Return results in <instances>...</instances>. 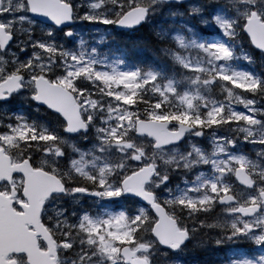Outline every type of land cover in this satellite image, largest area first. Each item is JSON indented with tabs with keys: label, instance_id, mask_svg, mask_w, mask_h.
I'll return each instance as SVG.
<instances>
[{
	"label": "rangeland",
	"instance_id": "obj_1",
	"mask_svg": "<svg viewBox=\"0 0 264 264\" xmlns=\"http://www.w3.org/2000/svg\"><path fill=\"white\" fill-rule=\"evenodd\" d=\"M133 3L149 7L146 24L151 25L153 30L158 28L156 22L161 19L174 27L171 39L174 41L175 49H165L162 52L171 63L168 61L157 63L162 68L161 70L159 68V71L130 70L117 59L101 58L91 45V43L102 45L104 39L111 35L115 28L114 24L105 25L84 17L106 16L113 19L122 11L121 5L128 8ZM72 5L81 17L78 18V14H75V21L79 26L75 29L77 50L62 53L64 60L69 58L70 63L66 64L57 62L55 52L46 46L40 48V44L33 38L36 23L27 16V7L22 1L0 0V25L7 32L13 31L15 34L11 48L0 49V81L12 73H20L10 71L11 67L20 68L29 74L23 81L22 93L15 95L9 104L0 107V147L13 153L15 160L33 158L40 168L56 174L64 183L71 184L72 179L76 178L86 184L96 185V189L87 192L89 194L104 191L99 186L101 178L108 185L116 187L117 178L120 179L129 171L149 163L154 164L157 169L153 189L160 191L166 174L174 172L178 175L179 171H185L191 175L192 180L190 182L187 177L183 178L185 185L176 191L179 194L178 198L185 200L191 207L211 206L217 198L226 194L233 185L230 175L233 176L235 168L241 166L255 175L257 188L254 193L236 189L237 194L243 204L256 202L257 192L264 190V142H254L264 140V87L261 86L258 90L252 74L237 65L240 61H248L241 48L235 53L236 56L230 52L229 59L217 62L210 60L199 45L222 43L229 50L236 41L235 32L232 35H225L213 18L219 16L223 19L234 20L236 17L243 19L245 14L249 16L253 10L257 13L264 12V0H192V3L181 8L163 4L158 0H83ZM86 25L88 31L91 29V33H87L88 31L83 28ZM136 33L128 35L131 37ZM84 35H91V39L85 40ZM145 49L146 47H137L140 61L152 64L154 52L152 50L146 52ZM56 63L58 65H55ZM260 63L264 69V63L261 61ZM171 64L173 67H170ZM57 69L62 77H56L62 80L65 77L70 83L82 77L96 87V94L99 97L90 98L86 91H80L78 95L82 114L85 115L87 122L93 114L100 111L109 120H115L121 125L123 120L126 122L129 119L125 108L129 107L141 92L146 96H153L149 100L157 98L156 102L150 103L151 114L144 119H154L152 115L156 113L166 119L155 120L192 124L198 128L197 131H203V135L200 138L188 136L179 146L154 150L153 141L135 135L134 124L138 119L136 118L133 134H130L128 128L117 125L112 127L107 135H99L90 140L86 135L88 129L85 134L62 136L45 147H43L45 143L38 147L32 146V149L36 150L35 155L25 156V153H28L26 143L28 144V140L29 143L33 142V136L28 131L30 125L40 129L41 122L49 116L38 111L26 91L30 84L32 87L34 76L49 73L50 70L58 73ZM234 73H242L245 78L235 77ZM222 74L233 78L228 81L218 78ZM82 83L88 84L87 81ZM62 85L68 87V84ZM158 104H164L163 110L178 108V114L169 113L168 117L162 111H158L159 107H156ZM16 106L17 109L11 111V108ZM133 106L136 105L133 103ZM250 120L253 123H249ZM21 128L22 134L13 132L14 129ZM21 144L24 152L18 151ZM247 149L255 153L256 158ZM57 152L62 155L56 157ZM137 155H140L139 160L133 158ZM89 177H94L95 181ZM15 185L22 189L23 181L17 179ZM73 187L66 185L68 189ZM149 189L151 191L152 188ZM80 196L82 193L66 191L63 195L46 202L44 219L51 222L49 228L59 239L60 259L57 264H82V258H85L84 264H112L108 256L100 252V237L104 235L115 241L117 248L120 249L123 245H129L127 230L108 232L107 225L98 224L99 231L91 234L96 243L89 244V233L80 228V220L82 216L88 215L94 220L104 221L110 215L120 212L129 216L125 212V203L118 202L119 209H116L117 205H103L92 201L94 214L87 213L83 208L80 211H69L63 207L64 198L69 199L66 202L75 207L80 204ZM141 209L148 215V210L138 205L133 207L131 217L138 215ZM189 223H192V219L187 222ZM187 224L186 226L192 230L189 231L192 232L193 245L199 244L196 227ZM247 225L254 228L264 227V210L248 223L230 217L229 210H223V214L209 225L213 227L209 239L213 246L217 247L221 242L214 232V227L220 226L224 230L231 229L240 234ZM65 238L72 247L61 246ZM260 238L261 235L255 233L249 240L255 245L259 244L256 241ZM141 243L150 244L147 253L149 264H171L167 263L166 255L152 239L146 238ZM200 246L207 247L204 243ZM232 256L235 255H229L230 258ZM12 258L19 264L24 261L22 256ZM173 263L178 264V261L174 259ZM116 264H122L120 256L116 258ZM224 264H264V252L260 253L256 260L240 257L232 261L226 259Z\"/></svg>",
	"mask_w": 264,
	"mask_h": 264
},
{
	"label": "water",
	"instance_id": "obj_2",
	"mask_svg": "<svg viewBox=\"0 0 264 264\" xmlns=\"http://www.w3.org/2000/svg\"><path fill=\"white\" fill-rule=\"evenodd\" d=\"M161 1L165 3H186L190 0ZM27 5L29 9V15L33 19L43 24L54 26L56 28H68L72 25V9L71 20L68 22H63L60 25H56L53 20L45 14L51 13L58 19H63L66 9L64 7V3H61L59 0H27ZM147 14L145 16V19L135 26L126 27L115 24V28L117 30L124 31L138 28L145 22ZM243 32L249 38L252 47L264 54V50L258 49L259 47L264 46V22L260 20L259 16L256 15V12H252L248 17V31ZM70 36L72 37L73 34L71 33ZM11 42L12 36L6 34L4 29L0 27V47L2 49H5L10 45ZM38 78L41 82H48L41 76H39ZM5 80L0 84H4ZM20 81L17 82L20 83ZM52 85H54L57 89L62 90V92L65 94L64 98L61 101L57 102L55 107H50L44 102L34 99L35 103L58 114L60 113L57 111V109L62 110L64 114L71 118L72 126L78 127L80 123L78 117L81 116L80 106L77 104L74 96L62 86L58 84ZM20 89L15 92H18ZM3 94L7 95V89L3 90ZM8 97L9 96H7L6 99L0 101H5L8 99ZM60 116L66 123L64 115L60 114ZM173 125L176 126V130L169 129V127ZM67 126L68 125L66 124V127ZM85 130L86 128H83L76 132L68 133L76 134ZM194 130L195 128L192 126L184 125L181 123L173 124L170 121L141 119L138 120L135 124V135L138 137H147L149 140L153 141L154 149H163L177 145L184 140L187 133H190ZM199 135H201V133H199ZM142 169L145 171L151 170L150 179L152 180V178L156 174L154 165H145L136 172H140L141 175H143L144 172H141ZM15 174L21 175L24 179L23 196L26 198L28 205L23 208V213H14L11 208L10 201H8L9 198H4L2 195H0V264H18L15 260H6V258L12 254H25L27 256L28 264H56V242L52 239V236L47 231L45 226L41 223L40 215L45 200H47L54 194L63 193L60 191V185L58 183L59 180L53 175L45 173L41 170L33 169L28 160H24L17 164H11L10 157L4 153L3 149H0V181L6 180L10 182L12 175ZM234 177L237 183L242 187L252 188L254 185L251 177L243 168H237L235 170ZM122 196L137 199L142 205L148 207L154 214L153 210L142 198L132 193H123ZM260 197L262 199V203L264 204V192L260 193ZM106 199L115 200L117 199V197ZM218 203L223 206H228L230 204H235L236 199L232 195L226 194L218 199ZM259 210L260 207L258 205H252L238 207L235 210V213L244 218H249L252 217L255 213L259 212ZM172 221L173 219L170 218L166 212V216L156 226V229L154 231L162 241L166 242L167 244H178V247L172 248L163 243L160 244L157 239L153 235L152 236L161 247L171 251H177L183 245H185V243L189 239V235L188 231L185 229H179L178 231L173 229ZM26 225L32 227L33 231L29 232ZM180 232H186V237L181 238L179 234ZM36 236L41 237V240L46 245L47 250L45 252L38 249ZM127 248L129 247L124 246L120 251L123 252V250ZM120 256L124 259L123 255ZM140 260H142V258H137V264H139Z\"/></svg>",
	"mask_w": 264,
	"mask_h": 264
},
{
	"label": "snow or ice",
	"instance_id": "obj_3",
	"mask_svg": "<svg viewBox=\"0 0 264 264\" xmlns=\"http://www.w3.org/2000/svg\"><path fill=\"white\" fill-rule=\"evenodd\" d=\"M64 7L66 9V12L65 15L63 16V19H58L56 16L52 15L51 13H45V14L48 15L49 18L52 19L56 25H60L63 22H68L71 20L72 5L68 3V0H65ZM121 9L122 11L119 14H117V18L115 20L106 16L103 17L87 16L84 17V19L96 20L105 25L117 24L121 26L132 27L141 23L145 19V16L147 14V8L139 3L130 4L128 8H124V6L121 5ZM256 15H258L260 20L264 22V12L256 13ZM213 19L215 20L216 25H218V27L223 31L225 35H232L235 32L237 20L223 19L219 16H216ZM242 21L243 23L241 27L243 31L247 32L248 31L247 14L244 15ZM68 34L71 35V33ZM199 47L204 52H206L210 60L213 61H217V62L226 61L227 59H229L231 55L230 51L222 43L200 44ZM258 49L264 50V46L259 47ZM233 76L239 77L241 79L245 78L244 74L242 73H234ZM218 78H222L223 80L228 81L233 77H230L229 75L226 74H222ZM21 79L22 76L20 74H16L14 76L10 74L9 78L5 80V83L0 84V100L6 99L7 96L11 95L13 92L20 89L22 87V84L18 83L17 81H20ZM153 79H155V77H153ZM33 80L36 90V95L33 96V99L37 101H42L50 107H55L56 103L64 98L65 94L62 92V90L57 89L54 85H52L51 82H46V83L41 82L38 77H34ZM69 87H71V85H69ZM4 89H7V95L3 94ZM156 107L158 108L159 105H157ZM57 111L61 115H64L65 117L66 124L68 125L65 128L67 132H76L80 129L87 127L88 122L83 121L82 116L78 117V119L80 120L79 126L74 127L72 126V120L70 117L64 114L60 109H57ZM153 118L166 119V117H161L156 113L153 114ZM249 123H253V121L250 120ZM24 127L27 128L28 126H24ZM28 131L29 134H31L34 139L40 138L48 142H55V140L57 139L55 135L48 133L46 130L40 132L39 134H37L35 130L31 128H29ZM13 132L17 134H22L23 128L14 129ZM254 142H264V140L254 141ZM56 154L62 155V153L60 152H57ZM140 155H143V153H140ZM140 155L134 156L133 158L139 160ZM30 159L31 158H29V161ZM141 172H144V174L141 175L140 172L133 171L130 175H126L125 177L122 178L120 184L116 187H113L112 185H108L106 181L103 178H101L99 180V186L102 187L104 191L93 193V195L103 196L105 198H112V197H119L123 193H132L147 202V204L154 212L153 216L146 215L145 211L141 209L139 214L133 217L126 215L124 212H120L115 215H110L108 219L104 221L94 220L92 217L88 215L82 216L80 220V225H79L80 228L89 233V240H88L89 244L96 243V241L91 238V234L99 231V229L97 228L98 224L102 223L107 225L108 228L106 231L108 232L114 230L115 231L127 230L128 233L127 243L129 244V248L123 250V252H121L117 248L115 241L106 238V236L104 235H101L100 237V244H99L100 252L108 256L112 264H116V258L120 255H123L124 257L122 264H137V258L141 256H143V259L139 261V264H149V257L147 253L150 244L138 242V240L136 239L137 233L141 231L146 230L147 233H151L160 244L163 243L172 248L178 247V244H167L166 242L162 241L154 231L156 229V226L166 216V209L162 208L159 205V202L154 192H150L149 185L152 183L150 179L151 170L145 171L142 169ZM101 174L103 176V170ZM89 179L95 181L94 177H89ZM58 183L60 185L61 192H66V191L71 193L87 192V189L83 187H73L71 189H68L65 187L63 180L58 181ZM21 201H23V198H21ZM177 202H182V199H178ZM167 203H171V202L169 201ZM13 207L15 208L16 212L18 213L23 212V207L16 204L15 202L13 203ZM172 228L177 231L179 230V225L174 221V219L172 221ZM179 234L181 238L186 237V232H180ZM256 243L264 244V237H261L259 240L256 241ZM61 246H66L68 248L72 247V245L69 243L67 238H65ZM84 259L85 258H82V264H84Z\"/></svg>",
	"mask_w": 264,
	"mask_h": 264
},
{
	"label": "trees",
	"instance_id": "obj_4",
	"mask_svg": "<svg viewBox=\"0 0 264 264\" xmlns=\"http://www.w3.org/2000/svg\"><path fill=\"white\" fill-rule=\"evenodd\" d=\"M115 18V17H114ZM113 18V19H114ZM234 20H237V25H236V30H235V39L236 41H234L233 43V47L229 48L230 52L236 56L235 53H237L238 49L241 48L242 52L244 53L245 58L248 60V63L250 64V69L249 71L251 72V74L254 76L255 78V82H256V88L258 90H260L261 86L264 87V69L262 68V64L260 63V61L262 63H264L263 61V57L260 56V54L256 53L250 46L248 39L246 38V36L242 33V19L239 18H235ZM158 24V28L156 29H152L151 25H144L141 29L137 30V33L134 36H129L126 33L123 32H118L113 30V32L111 33V35L109 34L106 39L104 40L102 45H98L95 43H91L92 47L94 48L96 54H98L99 56H101V58H105V59H117L118 61H120L122 64L125 65V68L131 69V70H142V69H149V70H156L159 71L160 66H158V64H162L165 61H168V63L170 64V60L163 55V50L165 49H170V50H174L175 49V44L174 41L171 39V35L173 34V26L169 24V22L165 21V20H160L156 22ZM91 30V29H89ZM40 36V37H39ZM36 35V37H34L35 39L37 37H39V39L41 38L42 42H44V39L46 38V35ZM49 38H51L50 35H48ZM136 39V40H135ZM45 43V42H44ZM242 44L244 46H242ZM46 45V44H45ZM144 45V46H143ZM235 46V48H234ZM137 47H146L145 51L148 52L150 50H152L153 53V57H154V61L152 64H148V62H142L140 61V57H138V53H137ZM53 48V51L56 50L55 47H50ZM59 50H61L60 48H58ZM58 50V51H59ZM259 57L262 58V60L259 59ZM139 62V65H137V63ZM161 62V63H159ZM245 62L247 61H240L239 64H237L238 66H242L245 67ZM158 63V64H157ZM170 67H173L172 64ZM162 68H160L161 70ZM172 70V69H171ZM83 81H87L88 84H83ZM69 85H71V87H69ZM68 87L75 93L76 92H80V91H86V93L90 94V98L92 97H99L98 94H96V87L93 86L91 83H89L88 80H83L82 77H78L76 79H74L72 82H70L68 84ZM150 97L153 96H146L145 93H139L133 100L132 104L134 103L136 106L132 107V104L125 108V111L127 113V115L129 116V119L125 122L123 120L121 125H118L116 123L115 120H109L107 117H105L104 115L101 114L100 111L96 112L95 114H93L88 122V129L89 132L86 134L88 137H90V140L92 138L98 137L99 135H107L108 131L115 126H121L123 128H128L130 134H133V124L134 121L136 120V118H145L146 116H148L149 114H151V110H150V103H154L156 102V99L153 100H149ZM155 98V97H154ZM159 105V109L158 111H162V113H164L165 115H167L168 117H170L169 113L171 115H176L178 114V108L176 109L174 108H168L169 110H163V106L164 104H158ZM3 106L2 103H0V107ZM17 109L16 107H12L11 111H15ZM12 112H9V114H11ZM96 115V116H95ZM153 116V115H152ZM151 116V117H152ZM4 117V116H2ZM36 116H34L35 118ZM180 120V119H178ZM127 123V125H126ZM34 126V125H33ZM30 127L32 129L35 130V132L37 134H39L41 131H39V129H37L35 126L32 127L30 125ZM58 128V129H57ZM47 132L55 135L58 138L63 136L62 133V128L60 127H55V128H48ZM33 142L29 143L28 140V144L26 143V148L28 150V153H25V156L27 155H35L36 150L32 149V146L38 147V146H42L44 143H47L45 140L40 139V138H32ZM19 150L18 151H23L22 149V144L19 145ZM17 151V150H15ZM19 155V152H17ZM33 163V162H32ZM131 171L128 172V174ZM179 174L176 175L174 172L168 173L166 174L165 178H163V192L165 194V198L162 197V195H159L158 199L159 202L165 206V208L168 210V212L170 214L174 213L176 214V217H178L179 213H175L173 211V209L169 208V205H181L183 207H185L186 209H192L193 210V216L190 217V219H192V223H194V227H196L197 231L196 234H200V236L204 239V241H207L209 244L211 241L209 238L210 236V231L213 227L209 226V222L211 220V216L213 212L210 209H213L214 211L216 210V215H220L221 214V209L220 207H218L215 202L212 205H215L217 208H213L212 205L210 206H195V207H191L189 206L190 204L186 203L185 200H182V202H177L178 196L179 194H177L178 192L176 191L181 189L185 184L183 183L182 180H184L183 178H188V180L191 182L192 177L190 174H187L185 171H181L178 172ZM182 174V175H180ZM122 177H120L121 179ZM119 178L116 179L117 181V186L119 185ZM72 185L73 186H82V187H87L85 184V182H83L81 179H73L72 180ZM89 188L91 190H93L94 188H96L95 185H89ZM177 187V188H176ZM180 187V188H178ZM171 202V203H167V202ZM123 202L125 203V212H127V214H129V216L131 217V215L133 214V207L134 206H138L139 203H137L136 200L133 199H128L125 198L123 200ZM115 205H117V202L115 203ZM168 205V206H167ZM173 215V214H172ZM174 216V215H173ZM175 217V216H174ZM175 217V218H176ZM179 219V218H178ZM178 223L180 225H186V224H182L181 221L179 220ZM215 230L214 232L220 237V238H227L229 234V232L227 230H224L222 227H214ZM234 237V243L235 244H241L242 241V237L243 234H237L234 233L232 235ZM150 237V234L147 233V231H141L139 233H137V240L139 242H143L146 238ZM230 240V239H229ZM238 247H235V249L237 250Z\"/></svg>",
	"mask_w": 264,
	"mask_h": 264
},
{
	"label": "flooded vegetation",
	"instance_id": "obj_5",
	"mask_svg": "<svg viewBox=\"0 0 264 264\" xmlns=\"http://www.w3.org/2000/svg\"><path fill=\"white\" fill-rule=\"evenodd\" d=\"M17 1H22L25 5L27 4V0H17ZM59 1L65 3V0H59ZM81 1H83V0H68V3H70L72 5V3L81 2ZM26 7H27V5H26ZM72 8L74 9V13L75 14L79 13L74 8L73 5H72ZM35 27H36L35 28L36 31L50 30L51 38H49V37L45 38L44 42H46V43H48L50 45L60 44L61 47H62L63 52H69V53L73 52L74 47H75V43L67 35V32H66L67 30H65V29H55L54 27L44 26V25L39 24V23L36 24ZM78 27L79 26H78V24L75 21L71 30L73 31V33L75 35L74 37H76V38H77V35L75 33V29L78 28ZM10 33L13 35L14 40H15L14 32L12 31ZM38 43L40 44V46L42 45L40 40H38ZM55 59L57 60V62H66V64L70 63L69 58H67V60H64L62 55L61 56H55ZM55 65H58V64L56 63ZM54 73L55 72L50 70L49 73H47V79L48 80L51 79V77H53ZM22 75H23V77L25 79H27L29 77L28 73H24ZM30 87H31V85H30ZM23 90H24V87H23ZM29 91H30V88L26 91V93H28ZM37 109L42 114H49L47 112V110L45 108H43V107L38 106ZM57 117H55V115H54V116H51L50 119L46 118L44 121L41 122V127H46L47 128L49 126V124H51L53 126H57L58 121H59V119H58L59 117L58 118ZM246 170L252 176L255 177V175H253L247 168H246ZM17 179L23 181L21 176L16 175V176H14L12 178L11 183H6L5 181H2L0 183V193L1 194L5 195L7 197H9L12 193L14 194V197L12 199V207H13V203L14 202L16 204H18V205H21V204L25 203L24 199H23V201H21V198H23L22 195H21V190H22L21 187L18 188V186L15 185V182H16ZM65 184H67V182ZM155 190H157V189H155ZM244 191L253 192L254 193L255 192V188L252 189V190H244ZM87 192L82 193V196L79 197L80 198L79 206H77V207L70 206L68 204V202H66L69 199L64 198L65 201L63 202V207L65 206L67 209H69V211H73V210L76 211V210L80 209V207L83 208V210H86L84 208V206L88 207L90 205V198H95V197L92 196V193L89 194ZM155 195H156V193H155ZM159 195H161V194H158V197H159ZM163 196H164V194L162 195V197ZM53 197H56V196H53ZM53 197H51L50 199H52ZM257 198H258V200L256 202L248 203V204H243L242 201L240 200V198H238V205H251V204L258 203V201H259L258 192H257ZM70 199H72V198H70ZM95 199L96 200H101L102 196H98ZM44 208L45 209L47 208L46 204H45ZM169 208L173 209V211L175 213H179L178 217H176V214L172 213L176 218L172 214H170V215L173 216L177 220V222L180 220L182 224H183V222L186 223V224H187V222H190L191 219L189 217L193 216V210L192 209H186L185 207H183L181 205H169ZM235 208H236V206L228 207V210L230 212V217H232L234 219L241 220L243 222H247V223L255 218V217L252 218V219H243L241 217L237 218L235 216L236 214L234 213V209ZM13 209L15 210L14 207H13ZM261 209L263 211L264 210V206H262ZM43 211H44V209H43ZM150 215L153 216L152 213H150ZM41 218H42V223L45 225V227H47V229L50 231V233H52L54 235V238H55L54 240L58 243V241H59V239H57L58 236H56L51 231V229L49 228V226L51 225V222H48L46 219H44L43 212H42ZM71 220H72V218H71ZM210 221H211V223L214 221L213 215L211 216V220ZM263 230H264V227L261 228V229L254 228V227L251 228L250 227V229H247L248 234H247V236H244V241L246 242V243H244V247L249 252L253 251L257 247H259V245H253L250 242L249 238L255 233L261 235ZM198 238H199L198 239L199 240V244L193 245L194 242H193L192 238L190 237V241L183 248H181L179 251H174L173 252L171 250H165V249L164 250L160 249V250L166 255V259L165 260L168 259L167 263H171V264H172V261H174V259L178 261V264H220L222 259L220 258L219 260H217L213 256V250L215 249V246H213V242H210V244H209L207 241H204L201 236H198ZM38 241H39L40 249H44V245L41 243L40 239H38ZM203 243L205 245H207L206 248H202L200 246ZM261 251L264 252V244H262V246H261ZM20 256H22L24 258V261H22V264H27L26 263V257L24 255H20ZM57 256H58V260H59L60 259L59 248L57 250ZM173 264H175V263H173Z\"/></svg>",
	"mask_w": 264,
	"mask_h": 264
}]
</instances>
